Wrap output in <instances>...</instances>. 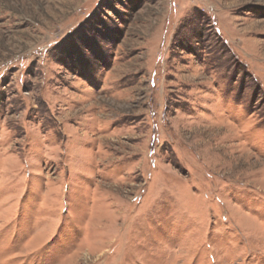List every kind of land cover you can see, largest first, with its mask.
Returning <instances> with one entry per match:
<instances>
[{
	"label": "rangeland",
	"instance_id": "374dc122",
	"mask_svg": "<svg viewBox=\"0 0 264 264\" xmlns=\"http://www.w3.org/2000/svg\"><path fill=\"white\" fill-rule=\"evenodd\" d=\"M0 264H264V0H0Z\"/></svg>",
	"mask_w": 264,
	"mask_h": 264
}]
</instances>
